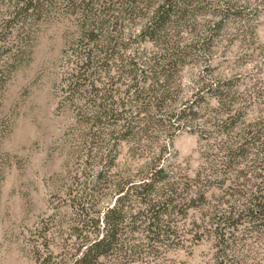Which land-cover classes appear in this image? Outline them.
I'll return each instance as SVG.
<instances>
[{
	"label": "trees",
	"instance_id": "16d2710c",
	"mask_svg": "<svg viewBox=\"0 0 264 264\" xmlns=\"http://www.w3.org/2000/svg\"><path fill=\"white\" fill-rule=\"evenodd\" d=\"M207 2L0 0V71L26 57L40 21H67L59 105L72 111L70 138L85 146L81 172L99 164L74 217L56 202L31 230L33 264H193L169 252L202 241L208 256L197 264H264V117L245 118L229 79L200 75L181 99L173 75L217 33L220 18L198 28ZM214 108L210 135H200L211 138L209 160L193 175L165 161L166 143L152 148L160 130L208 121ZM141 142L150 155L137 173H111L120 145ZM106 190L112 199L100 205Z\"/></svg>",
	"mask_w": 264,
	"mask_h": 264
},
{
	"label": "rangeland",
	"instance_id": "374dc122",
	"mask_svg": "<svg viewBox=\"0 0 264 264\" xmlns=\"http://www.w3.org/2000/svg\"><path fill=\"white\" fill-rule=\"evenodd\" d=\"M207 1L204 13L196 17L198 28L200 23L205 28L211 26L219 18L221 22L213 30L217 33L209 47L193 49L179 72L173 74L181 81L179 98L190 96L200 75L225 78L233 83L238 100L247 104L245 118L264 117V0ZM66 25L67 21L57 18L40 21L26 57L0 71V264H33L27 241L31 230L54 210L56 202L66 219L74 217L83 189L99 167L95 163L81 172L85 158L77 155V149L83 153L85 146L70 138L68 126L73 114L59 105L57 84ZM204 99L217 104L214 96ZM210 113L212 119L186 120L171 130V136L160 130V139L152 148L157 150L166 143L165 161L193 175L209 160L206 141L211 138L200 135L206 131L210 135L216 109ZM142 143L133 149L128 148L130 143H122L111 173H137L139 164L150 155ZM112 196L106 190L100 205ZM191 213L196 212L190 209L187 220ZM207 252L208 245L202 241L188 242L169 254L197 264Z\"/></svg>",
	"mask_w": 264,
	"mask_h": 264
}]
</instances>
